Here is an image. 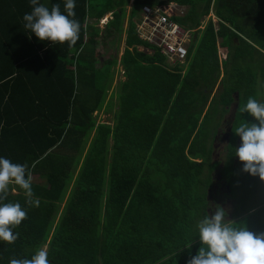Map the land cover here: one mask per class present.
I'll list each match as a JSON object with an SVG mask.
<instances>
[{"label": "trees", "instance_id": "obj_1", "mask_svg": "<svg viewBox=\"0 0 264 264\" xmlns=\"http://www.w3.org/2000/svg\"><path fill=\"white\" fill-rule=\"evenodd\" d=\"M168 2L185 7L173 19L189 29L210 12L218 21L208 19L192 33L184 70H166L155 63L164 62L163 55L137 37L133 8L121 62L130 79L121 97H130L131 107L120 111L121 120L111 128L97 123L93 113L103 107L116 60L107 65L96 47L116 44L128 0H75L80 32L72 49L67 42L40 41L24 28L30 0H0V157L27 164L31 174L46 180V185L32 182L39 207L27 205L24 191L10 186L4 202H19L27 219L13 229L19 233L15 242L0 241V264L31 258L43 248L50 264H187L202 246L196 225L214 214L208 196L219 165L211 161L213 148L206 146L205 134L214 99L200 123L196 104L210 95L221 71L217 101L227 105L238 94L224 163L236 168L243 192L231 193L226 223L264 233V201L248 198L255 185L246 183H252L251 175L239 166L235 149L241 139L234 133L242 121L256 122L248 113L241 115L240 106L250 96L264 102V0H134V6ZM40 3L49 10L59 4L67 14L65 0ZM110 12L100 30L99 19ZM218 37L227 48L221 64ZM138 45L153 54L137 51ZM144 61L151 63L144 66ZM149 69L151 76L144 77ZM135 83H141L138 90ZM146 86L150 89L144 91ZM182 99L198 110L190 112L186 126L189 137L195 133L189 149L187 138L170 130L174 115L167 120L162 115L171 100L178 106Z\"/></svg>", "mask_w": 264, "mask_h": 264}, {"label": "clouds", "instance_id": "obj_2", "mask_svg": "<svg viewBox=\"0 0 264 264\" xmlns=\"http://www.w3.org/2000/svg\"><path fill=\"white\" fill-rule=\"evenodd\" d=\"M165 4L171 5L173 11L179 10L171 19L180 27L191 30L190 40L195 30L204 28L206 23H202L195 29H189L174 20L173 17L181 16L185 11L184 6L175 2L144 5L166 6ZM30 6L31 12L23 15L25 29L34 33L40 41L47 40L60 44L67 42L69 49L76 45L79 39L80 23L74 18L75 0H65L66 15L62 14L59 4L52 5L49 10L40 3V0H30ZM210 14L214 16L213 12H210L207 20L212 19ZM151 45L159 51L156 46ZM175 65L181 67V64ZM239 113L241 115L248 113L256 122L242 121L235 128L234 133L241 139V145L235 149V156L242 162L244 172L258 176L261 181H264V102L250 96L246 103L240 106ZM10 186H18L24 191L27 205L39 207L40 200L34 197L32 174L28 165L13 163L8 158L0 157V241L9 244L19 237V233L14 234L13 229L27 219V211L19 202H4ZM196 228L202 246L198 253L187 261V264H264V233H253L247 229L246 225L235 227L226 223V212L219 205L216 206L214 214L206 215ZM8 264H50V262L47 251L40 249L31 258H9Z\"/></svg>", "mask_w": 264, "mask_h": 264}, {"label": "crops", "instance_id": "obj_3", "mask_svg": "<svg viewBox=\"0 0 264 264\" xmlns=\"http://www.w3.org/2000/svg\"><path fill=\"white\" fill-rule=\"evenodd\" d=\"M127 5H128V3H127ZM127 5H126V7H127ZM143 5L144 4L138 5V6H134V0H131L130 1V5H128V9H129L128 13L125 11V21H127L129 19V14L132 11V9L133 8L137 9L136 14L133 16V23H134L136 35H137L136 24H137L138 19L140 18L141 7ZM210 17L211 18L214 17L213 21H215V18H216L215 16L210 14ZM111 18H112V13L111 12L107 13V14H104L99 19L100 23L97 24V26L98 25H102V24L105 25L107 23V21L110 20ZM202 23L205 24L206 20H203L201 22V24ZM125 27H126V25H125ZM125 27L123 28L124 32L121 33V35L118 38L116 44H113L112 42H106L104 45L99 44V45H102V47H105V53L104 54L102 52L97 51V48H98L99 45L96 47V52L97 53H101L100 54L102 56L101 59H102L103 62H107V65H108V60H110V59H115L116 60V63L113 64L110 67V71L112 72L113 79L110 82V87L107 90V95H106V97H105V99L103 101V103H104L103 107H101L100 110L95 111L93 113V116L96 117V122L97 123L100 122V123H103V124H107L111 128H113L115 126V124L121 120L120 111L121 110L125 111L129 107H131L130 97H126L125 99H122V97H121L122 91L124 89L123 88V84H125L127 82H128L127 84L130 83L129 76H128L127 73H125V68L126 67H124L123 64H121L122 55L124 53V48H125V37H126ZM137 37L139 38L138 35H137ZM139 39H141V38H139ZM141 40L145 41L143 39H141ZM221 41H222V39L218 37L217 38V51L216 52H217V57H218L219 64H221V61L225 59L226 52H227V48L221 44ZM136 49H137V51H139V52L141 51V52H143L144 54H146L148 56L152 55L153 52H154V50H152V49H150L148 47L142 46V45L136 46ZM131 53L133 54V50L131 51ZM163 57H164V62L155 61V63L157 65H159L160 67L166 69V70H172L176 65H173V66L169 65V63L166 62V60H168L167 57L165 55H163ZM142 63H143L144 66H147L151 62L144 61ZM149 75L151 76V69H149L148 73L147 72L144 73V77L149 76ZM221 78H222V71L220 72V75H219V77H218V79L216 81V84H215L214 88L212 89L210 95L208 96L206 94L204 96V98H203V101L202 102L201 101H197V104H196V108H198V110H201V116L199 117V123H200V121L202 120V117L204 115H206V113L208 112V108H209V106L212 103V99H214V103H212L213 105L211 106L212 108L209 109V113H208L210 115H211V113H213L215 115L216 121L218 122V125L213 126L215 128V130H213L214 134L212 136H211V134H209V136H208V137L212 138L213 140L215 139V137L217 136V133L219 132V130L221 128V125H222V122H223L222 120H223L224 116L230 114V112L233 110L232 116L230 117L233 120L235 115H236V111H237V107H238V94L237 93H233L232 94L233 98L235 97V100L230 102L227 105H223L221 102H218L221 99L220 98L218 100L219 93H221L220 91L223 88L222 87ZM140 85H141V83H135L133 85V87L138 90ZM149 89L150 88L148 86H146V89L144 91L149 90ZM204 92H207L209 94L210 91L208 90V88H205ZM137 93H139V92H137ZM137 93L135 95L138 96ZM258 97H259L258 99L260 100L262 95H260ZM223 107H224V109H226V111H224V112H223ZM190 108H191V103L186 101V100H184V99H182L181 104L178 105V106H173L172 105V100H171V102L169 104H167V106H165V111L163 110V113H162V115L165 118V120H167L170 115H174L173 120L168 121L169 122V126L171 127L170 130L172 132L174 131V133L176 135H180L183 138H187V148L188 149H189L190 141L194 139L193 136H194L195 133H192V136L189 137L188 131H186V126H188V124H189L190 112L191 111H198L196 109H192L191 110ZM141 110H143V108L140 109L139 111H141ZM109 115H110V119L106 120L107 117H109ZM97 119H99V120H97ZM232 120H231V122H232ZM229 127H231V126H229ZM229 129H231V128H229ZM170 130H169V134L172 136L173 134H172V132ZM111 136L112 135L110 134V137ZM192 137H193V139H192ZM228 137L230 138V132L228 134ZM110 141H111V139H110ZM137 145L139 146V144H137ZM213 145H214V143H213ZM149 154H152V150L151 149L148 150V154L146 156L145 155L143 156V159H145L147 161V159L150 158ZM189 158H191V156H189ZM196 160H197V162L200 161L199 159H196ZM211 161H213V162L218 161L219 162V166H221V163H220L219 160H214L213 159V151L211 153ZM140 165L142 167H144L143 164H140ZM239 166L243 167L241 164ZM221 167L219 168V170L221 169ZM34 175L39 176V174H35V173H34ZM202 178L204 179V175H203ZM218 178L219 179L221 178V174L220 173L218 174ZM215 179H214V181H215ZM214 181H213V183H214ZM45 182H46V180H45ZM223 183H224L223 185L225 186L227 195L229 196V198H231V193H232L231 189L230 190L227 189V186L229 188L230 185H228V184L226 185L227 182L224 181V180H223ZM42 185H46V184L42 183ZM260 185L262 187H264V181H261ZM209 193H211V191H209ZM261 193H263V194L261 195L259 201H261V200L264 201V190H262ZM215 195H216V193H215ZM232 202H233V200H232ZM211 206H212L213 209H216V205L214 207L213 203H211ZM212 212H213V210H212Z\"/></svg>", "mask_w": 264, "mask_h": 264}, {"label": "rangeland", "instance_id": "obj_4", "mask_svg": "<svg viewBox=\"0 0 264 264\" xmlns=\"http://www.w3.org/2000/svg\"><path fill=\"white\" fill-rule=\"evenodd\" d=\"M130 1L131 0H128V5H130ZM128 5H127V7L125 6L127 13L129 11ZM165 5H166L165 8H167V9H172L173 8L171 5H167V4H165ZM175 12L178 13L179 10H175ZM207 18H208V15H207L206 18H203V20H207ZM212 20H214V17L212 18ZM217 20L218 19L215 18V21H213V22H216ZM99 23H100V20L98 21V24ZM123 25H124L123 28L126 25V27H125V29H126L127 28V25H128V20L125 21V18H124ZM104 26H105L104 24L98 25V27L100 28V30H102L104 28ZM215 28L218 29L217 28V24H215ZM97 51L102 52L104 54L105 53V47H102V45H99L98 48H97ZM166 62H168L169 65H172V66L175 65V64L170 63L168 60H166ZM185 64L186 63L184 61L180 65L183 70L185 69ZM232 112H233V110L230 112V114L224 116V118L222 120L223 122H222L221 128H220L219 132L217 133V136L215 137V139L214 140H212L210 138L206 139V142H207L206 146L207 147H211V146L213 147L214 146L213 147V159L214 160H219L220 163H221V166H224L226 164L225 165V168L222 171L223 178H220V179L218 178L219 168L221 166L218 165V167L213 171V181L216 178L215 181H214V183H213V185H212L214 191H213L212 194H210L208 196V200H209L210 203H213V206L214 207H215V205L216 206L219 205V206L223 207L224 210L227 213H229L230 210H231L232 200L227 195L225 186L223 185L224 184L223 183V180L227 182L226 185L227 184L230 185L229 186V190L231 189L232 195H234V196H241V194L243 193V192H241L242 191V184H241V182L240 181L237 182L236 168L233 170V167H230V164L228 162L227 163H224L225 158H226V155H227L226 154L227 153L226 146H227V142L229 141V137H228V134L230 132L229 131L230 130L229 128H231L229 126H231L230 124H232V122L234 121V119L232 120V118H230L232 116ZM109 119H110V115H109V117H107L106 120H109ZM97 120H99V119H97ZM206 120L208 122H207V127H206V133L205 134H207V135L211 134V136H212L214 134V131L213 130H215V128L213 126L218 125V122L216 121L215 115L213 113H211V115L208 116V118H206ZM231 120H232V122H231ZM92 134H93V132H91V135ZM213 143H214V145H213ZM237 144H238V142H237ZM239 146L240 145H238V148H239ZM240 164H242V162L239 163V165ZM241 169H243V168H241ZM202 176H203V173H202ZM244 177H245V175H243V178ZM251 178H252V183H249V182H246V183L247 184H250L252 186L255 185V187H254L255 190L254 191H251L252 190L251 189L248 192V198H250L251 199L250 201H252V202H253V200H258L259 201L261 195L263 194V193H261V191L264 190V187L259 186L261 180H260V178L258 176H252L251 175ZM32 182L38 183V184H42V183H45L46 184V182H45V176L42 175V174H39V176H36V175L32 174ZM13 192H15V191H13ZM215 193H216V195H215ZM261 201H263V200H261ZM215 210L216 209H213V212H215ZM227 220H229L228 215H226V221Z\"/></svg>", "mask_w": 264, "mask_h": 264}, {"label": "built area", "instance_id": "obj_5", "mask_svg": "<svg viewBox=\"0 0 264 264\" xmlns=\"http://www.w3.org/2000/svg\"><path fill=\"white\" fill-rule=\"evenodd\" d=\"M174 15L176 12L164 5H144L136 27L139 37L156 46L170 63L182 64L187 57L191 30H186L173 21L171 17Z\"/></svg>", "mask_w": 264, "mask_h": 264}, {"label": "water", "instance_id": "obj_6", "mask_svg": "<svg viewBox=\"0 0 264 264\" xmlns=\"http://www.w3.org/2000/svg\"><path fill=\"white\" fill-rule=\"evenodd\" d=\"M227 189L229 190L228 186H227Z\"/></svg>", "mask_w": 264, "mask_h": 264}]
</instances>
